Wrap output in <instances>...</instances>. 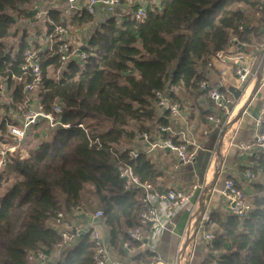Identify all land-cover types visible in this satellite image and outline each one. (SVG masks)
Wrapping results in <instances>:
<instances>
[{"label": "trees", "instance_id": "1", "mask_svg": "<svg viewBox=\"0 0 264 264\" xmlns=\"http://www.w3.org/2000/svg\"><path fill=\"white\" fill-rule=\"evenodd\" d=\"M37 1L0 0V85L8 99H0V137L6 142H11L6 126L19 125L9 113L25 102V87L33 81L31 71L23 69L25 50L43 48L39 38L45 39L46 48L58 26L80 30L94 22L85 9L63 18L60 9L49 8L40 19L44 33L23 34L16 50L7 47L4 40L18 21L31 27L37 20L41 10L33 5ZM143 2L142 19L133 15L141 6L136 5L119 18L109 13L95 26L83 48H78L86 56L81 64L63 66L57 55L47 49L41 52V81L35 98L47 112L59 103V121L70 128L48 129L36 147L23 157L19 151L11 155L0 172V264H27V256L35 251L51 255L61 241L51 221L58 213L71 216L81 208L87 186L96 209L103 212L98 227L108 234L109 252L126 257L121 242L127 229L141 225L142 193L129 179L120 178L119 172L129 167L141 183H153L159 174L146 153L130 159L119 145L142 133L153 136L157 125L167 126L170 113L164 110L158 115L155 93L167 86L179 91L198 89L203 71L226 48L232 33L248 43L264 38V0ZM245 8L258 14L257 23L248 20ZM241 24L243 30L238 32ZM57 70L58 76L50 75ZM169 97L172 103L177 101L174 92ZM44 123L39 120L33 129ZM80 124L87 132L77 127ZM260 132L264 134V127ZM161 138L168 136L161 133ZM89 139H98L100 145H91ZM253 161L255 179L248 196L252 209L243 219L211 214L205 232L212 239L202 264H264V153ZM141 245L133 242L131 246L140 250ZM93 248L86 233L55 264H91ZM129 255L134 264H149L153 258L146 250Z\"/></svg>", "mask_w": 264, "mask_h": 264}, {"label": "built area", "instance_id": "2", "mask_svg": "<svg viewBox=\"0 0 264 264\" xmlns=\"http://www.w3.org/2000/svg\"><path fill=\"white\" fill-rule=\"evenodd\" d=\"M66 4V10L63 18L78 13L85 9L88 14L92 15L96 12V8L102 7L108 13H114L116 8L120 6L121 0H64ZM261 9V7H259ZM39 14V13H38ZM133 15L136 19H142L145 16L144 6H140ZM243 30V25L238 27V32ZM67 29L65 27L58 26L55 28L53 38H48L47 47L34 49L29 48L24 52L25 64L23 69H29L33 76V81L27 84L25 92L27 93L26 100L23 104L16 107L15 113L19 115V125H7V134L11 139V142H6L0 137V172L4 166L9 162V157L19 151L21 157L26 153L23 149L19 148V145L25 141L28 135L31 133L33 126L39 121L44 120L46 127L49 130L60 127L62 129H69L70 126L63 124L59 121V115L62 112V107L59 103H55L52 106L51 111H44L39 101L35 98V92L38 90L40 77L39 58L43 49H47L52 54H55L59 58V62L64 66L70 62H76L81 64L85 59V54L78 49L72 50L71 45L67 42ZM228 45L239 46L240 48H246V42L240 40L237 33H232ZM251 51L254 55L260 56V61L255 59L249 60L245 55V51L239 52L236 55H229L225 52V49L217 52L210 60L208 68L217 64L230 63L232 64L233 74L236 78V89L241 93V97L245 94L249 86L257 87L264 86V40L252 45ZM217 63V64H215ZM225 72L221 69V74ZM199 91L205 92L207 97L212 102L213 109L219 114L220 119L213 115L208 116V121L214 125L224 120V124L228 123L233 115V111L237 108L238 104L232 106L233 100L227 96L224 91H221L218 86L210 84L205 79L197 83ZM4 87L0 85V94ZM173 92L172 87L165 88L163 91L155 93V107L158 111V115H162L164 110H168L170 116L179 115V105L171 102L169 94ZM29 105H33L36 110H31ZM10 116L14 113L10 112ZM2 115L0 119H2ZM78 128L84 129L83 125H77ZM264 127V102L260 104L259 112L253 120V135L251 143H241L239 147L246 153L250 154L253 151L255 153H264V134L260 130ZM155 135L151 136L147 133L138 135L144 141H150L151 138H155L152 141L150 147L161 150H167L174 154L180 164L188 165L192 163L194 159V151L189 148V143L183 141L175 143L171 138L162 139L158 136L161 133H168V127L157 125L155 127ZM87 132V131H86ZM91 145L95 144L97 147L100 145L98 139L90 140ZM127 150V155L130 159H136L139 152L136 149L122 148L120 151ZM25 153V155H24ZM258 157V156H257ZM119 177L129 179V181L141 190L140 201L143 207L142 212L139 215L140 227L127 229L125 232L126 239L121 242V247L127 252H132V243H142L141 247H145V250L153 255L149 264H166L156 257V248L158 241V232L163 228V222L160 217V210L164 212H171L176 209L186 208L190 203L191 193H184L179 190H168L160 192L156 190L149 182L141 183L138 178L132 174L129 167L121 169ZM242 178L247 181H251L254 178V171L248 169L243 172ZM195 189V188H194ZM193 189V190H194ZM221 194L226 202L228 217H235L237 219L245 218L251 211V204L247 195L242 188L238 187L232 180H226L224 182ZM74 214H82L80 219H88L89 224L77 225L75 220L69 221V215L58 213L54 219V228L61 233V241L55 246L51 255H47L42 251H35L29 253L27 256V264H55L62 256V253L68 249L74 247L80 238L88 233L91 240L94 243L91 264H108L110 261L109 255V239L106 231L101 232L99 230V221L103 216L101 210H97L94 213H87L80 207L74 209ZM74 222V223H72ZM211 223V214L206 211L199 212L198 226L203 232V238L210 241L212 235L205 232V226ZM83 224V223H82ZM147 227V231L143 232L142 227ZM189 244L184 243L178 248L177 261L175 264H184L186 258L189 256ZM187 249V251H186ZM52 258V260H51ZM51 260V262H50ZM50 262V263H49ZM140 264H146L141 262ZM210 264H216L212 262Z\"/></svg>", "mask_w": 264, "mask_h": 264}, {"label": "crops", "instance_id": "3", "mask_svg": "<svg viewBox=\"0 0 264 264\" xmlns=\"http://www.w3.org/2000/svg\"><path fill=\"white\" fill-rule=\"evenodd\" d=\"M51 4L55 5L54 8L60 9L64 16L66 10L64 0H53ZM135 4L144 6L143 0H137ZM124 5L126 6V4ZM124 5L116 8L113 14L115 16L124 14ZM41 14L40 11L35 22L40 20ZM93 18V25L86 29L87 37L84 43L80 45L81 49L86 44L92 29L106 19L105 9L99 7ZM33 26H39L38 28L43 33L45 32L44 26H41L40 22ZM81 31L84 32V30H77V32ZM261 33L264 35V27H261ZM259 42H246V48L227 44L225 52L229 55H236L244 50L249 60L255 57L259 63L260 56L254 55L251 51L252 45ZM232 68L230 62L217 64V67H207L203 71L204 79L207 82L218 86L233 100L232 106L238 104L230 121L226 124H224V120H221L217 125L208 121L210 115L219 119L220 116L213 109L211 100L204 92L198 89L179 91L173 88L176 103L179 105V115L169 117L166 135L172 140L189 143L190 150L194 151L192 163L180 164L171 152L150 147L155 138L144 141L137 136L127 145L131 147L126 149L144 152L150 159L159 174L151 183L156 190L160 192L179 190L184 193H191L188 207L176 209L169 213L161 210L159 212L163 228L158 232L156 257L166 264L176 263L178 248L184 243L189 244V256L184 264H202L203 258L208 255L209 248L207 247L208 240L203 238V232L198 226L199 212L206 211L209 214L216 213L222 217H228L226 215V202L221 194L226 180L234 181L238 187L243 189L247 197L253 193L252 184L255 179V171L251 181L242 178V174L256 165L253 159H257L258 153L253 155L252 151L248 154L241 150L239 145L252 142L253 120L259 112L260 104L264 102V86L256 89L249 86L245 94L236 100L229 92L231 87L236 89V78ZM221 69L225 72L223 75ZM158 136L161 138V134ZM79 222L80 224H89L88 219H81ZM142 230L146 232L147 227L143 226ZM139 249L128 252L126 257H118L109 252L110 261L108 264H134L129 254L145 250V247Z\"/></svg>", "mask_w": 264, "mask_h": 264}, {"label": "rangeland", "instance_id": "4", "mask_svg": "<svg viewBox=\"0 0 264 264\" xmlns=\"http://www.w3.org/2000/svg\"><path fill=\"white\" fill-rule=\"evenodd\" d=\"M53 0H39L37 2H35L33 5L35 7H38L39 9H41V15L40 16L41 18L43 17L44 15V12L47 11V9L49 8H54L55 5H52L51 2ZM125 1V0H124ZM137 0H126L125 3H120V6H123L124 4H126V6L124 5V11L125 13L129 12L131 10V8L133 6H136V3ZM51 4V5H50ZM139 4H137L138 6ZM99 8H96V12H98ZM246 10V14H247V18L248 20H250V22H255L257 23L256 19L259 17L258 14H256L255 12H253L251 9L249 8H245ZM95 13L92 14V16H94ZM109 15L108 12H106V16ZM117 18H119V16H116ZM40 18V19H41ZM26 21H18L17 24H15L10 32H9V35L7 36V38H5L4 40V43L6 44L7 47H12L14 48V50H16V47H17V44L20 40V38L22 37L23 34H26L27 36L29 35H38L40 29L38 27H35L33 26L35 24V21L31 23V27L29 25H26ZM41 26L43 25V20H41ZM90 26H87V27H84L83 29H80V30H84V32H77V30H71V29H68L67 30V42L71 45V48L72 50H76L80 47V45H82L84 43V40L85 38L87 37V32H86V29L89 28ZM45 39L43 38H40L38 39V45L40 47H45L46 46V43L44 41ZM50 75L51 76H58L59 75V71H51L50 72ZM3 94H0V99L1 100H4V101H7V93L3 90L2 91ZM30 106V109L31 110H36V108L33 106V105H29ZM18 120L19 119V115L18 113H14L13 116H12V120ZM48 130V128L45 126V123L44 125H41L39 126V128L37 129H34L32 134L27 138L26 142L25 143H21L19 145V148L23 149L26 154H27V150L30 149V148H33V147H36L38 145V143L40 142V140H42L43 138L41 137L43 135V133L45 132L46 134V131ZM128 143H121L119 145V150L122 149V148H130L131 146H127ZM25 155V154H24ZM13 176L10 175L8 177L9 179V182H12L13 180ZM90 191H91V187L90 186H87L85 188V192L83 194V202L85 203H82V209H84V211H86L87 213H94L95 211H97L96 209V201L94 199V197H92V195H90ZM89 204V205H86ZM78 214H74L72 213L71 216H69V221L71 222V219H73L74 217H76ZM81 219H78L76 221V224L77 225H85V224H80V221ZM54 224V220L51 221L50 225L53 226ZM54 227V226H53Z\"/></svg>", "mask_w": 264, "mask_h": 264}, {"label": "water", "instance_id": "5", "mask_svg": "<svg viewBox=\"0 0 264 264\" xmlns=\"http://www.w3.org/2000/svg\"><path fill=\"white\" fill-rule=\"evenodd\" d=\"M229 92L233 95L236 100H238L241 96V93L233 87L229 88Z\"/></svg>", "mask_w": 264, "mask_h": 264}]
</instances>
